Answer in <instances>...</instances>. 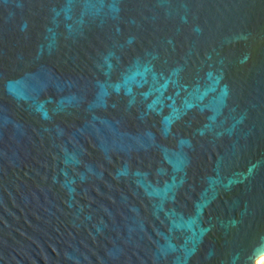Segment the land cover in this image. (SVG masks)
Wrapping results in <instances>:
<instances>
[{"label": "water", "instance_id": "1", "mask_svg": "<svg viewBox=\"0 0 264 264\" xmlns=\"http://www.w3.org/2000/svg\"><path fill=\"white\" fill-rule=\"evenodd\" d=\"M264 0H0V264H256Z\"/></svg>", "mask_w": 264, "mask_h": 264}, {"label": "bare ground", "instance_id": "2", "mask_svg": "<svg viewBox=\"0 0 264 264\" xmlns=\"http://www.w3.org/2000/svg\"><path fill=\"white\" fill-rule=\"evenodd\" d=\"M264 259V255L262 256V258H258L256 264H261V260Z\"/></svg>", "mask_w": 264, "mask_h": 264}, {"label": "rangeland", "instance_id": "3", "mask_svg": "<svg viewBox=\"0 0 264 264\" xmlns=\"http://www.w3.org/2000/svg\"><path fill=\"white\" fill-rule=\"evenodd\" d=\"M261 264H264V259L261 260Z\"/></svg>", "mask_w": 264, "mask_h": 264}]
</instances>
